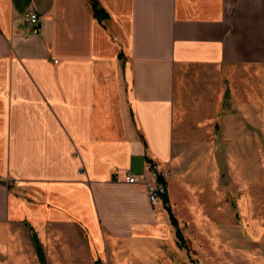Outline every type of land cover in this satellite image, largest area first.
<instances>
[{"label": "crops", "instance_id": "obj_1", "mask_svg": "<svg viewBox=\"0 0 264 264\" xmlns=\"http://www.w3.org/2000/svg\"><path fill=\"white\" fill-rule=\"evenodd\" d=\"M96 1L0 0V264H158L136 253L175 236L150 163L174 217L261 165L264 0Z\"/></svg>", "mask_w": 264, "mask_h": 264}, {"label": "rangeland", "instance_id": "obj_2", "mask_svg": "<svg viewBox=\"0 0 264 264\" xmlns=\"http://www.w3.org/2000/svg\"><path fill=\"white\" fill-rule=\"evenodd\" d=\"M216 169L223 173V182L198 184V193L204 198L200 208L205 214L196 216L190 211L181 210L175 216L184 245L176 247L175 236L169 244V236L165 246L136 249L139 257L155 256L158 264H264V149L260 166ZM254 171L260 173L261 179L257 178L251 184L253 190H249L242 179L253 175ZM164 172L171 174L169 169L158 173ZM170 178L171 175L167 184ZM211 188H215V192H211ZM221 188L228 189V195L225 191L221 193ZM121 243L119 240L111 251L107 246L106 253L126 258L131 252ZM134 264L146 262L136 261Z\"/></svg>", "mask_w": 264, "mask_h": 264}, {"label": "built area", "instance_id": "obj_3", "mask_svg": "<svg viewBox=\"0 0 264 264\" xmlns=\"http://www.w3.org/2000/svg\"><path fill=\"white\" fill-rule=\"evenodd\" d=\"M25 20L31 27V34L37 35L39 28V18L34 13H29L25 16ZM147 169L151 172L153 183H146L145 188L147 191L148 201L151 206L162 204V195L167 192L166 182L170 177L169 172L158 173L156 167L151 164L148 165ZM161 178V181H160ZM127 184H135L137 180L134 176L127 175L125 177Z\"/></svg>", "mask_w": 264, "mask_h": 264}, {"label": "trees", "instance_id": "obj_4", "mask_svg": "<svg viewBox=\"0 0 264 264\" xmlns=\"http://www.w3.org/2000/svg\"><path fill=\"white\" fill-rule=\"evenodd\" d=\"M91 5H92V8H93V13H94V16L97 18V19H104L107 17V15L104 13L103 10H101L97 4V1L96 0H89ZM160 181H161V178H160ZM162 204H163V207L164 209L166 210L167 214H168V218H169V222H170V225L174 228L175 230V237L177 239V247H181L184 245V240H183V236L178 228V222L176 220V218L174 217L173 213H172V210L169 206V202H168V197H167V192L162 195Z\"/></svg>", "mask_w": 264, "mask_h": 264}]
</instances>
